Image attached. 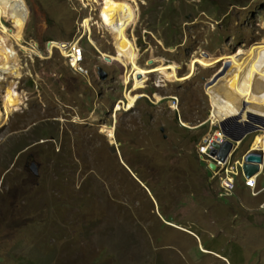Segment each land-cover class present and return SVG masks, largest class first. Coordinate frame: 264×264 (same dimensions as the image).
I'll return each instance as SVG.
<instances>
[{"label": "rangeland", "instance_id": "obj_1", "mask_svg": "<svg viewBox=\"0 0 264 264\" xmlns=\"http://www.w3.org/2000/svg\"><path fill=\"white\" fill-rule=\"evenodd\" d=\"M263 41L264 0H0V264H264V194L238 177L260 132L228 199L199 152L223 78ZM196 102L209 114L186 122Z\"/></svg>", "mask_w": 264, "mask_h": 264}, {"label": "bare ground", "instance_id": "obj_2", "mask_svg": "<svg viewBox=\"0 0 264 264\" xmlns=\"http://www.w3.org/2000/svg\"><path fill=\"white\" fill-rule=\"evenodd\" d=\"M85 25H86V31L87 29L90 30L91 27L90 21L89 22L86 21ZM87 34L88 31L85 32L84 36ZM77 44L80 46L79 42L75 43L71 48L72 53H77ZM3 54L4 53L0 52V88L3 87L8 82L7 76L11 69L10 66L11 61ZM204 56L209 57L210 55L205 54ZM106 57L110 59H115L112 56H106ZM83 59L84 58L81 57L79 63H81ZM196 64L199 63L195 62V65ZM230 66H231V62L224 63L221 69L214 75V78L212 80L210 79L207 82L206 88L209 93H212L213 95L214 87L217 86L221 78L225 76ZM230 91L233 93H231ZM220 92H222L220 94V99L228 102V107L227 105H223V103L220 101L219 120L225 118L226 115L228 116L239 115L241 116L242 119H245L247 117L248 111H252L264 116V41L259 42L258 44L249 48L247 51L240 54V56L237 58L236 62L234 63L229 73L226 74V76L223 78L222 83L220 85ZM137 98L130 99L129 107H132L134 105ZM107 131L109 132V135L111 137H114L113 130H107ZM263 147H264V131L260 132V134L256 137L253 143L254 149H263ZM232 157L233 154L230 158L231 163H232L231 161ZM243 159L240 160H242L243 162L244 161ZM223 167L227 168V165H219L216 171H219ZM241 167L243 173H240L239 175V170H236V176L239 175L238 177L240 176L245 177L243 165H240V168ZM224 173H227V170ZM216 176L218 175L216 174ZM255 177L256 175H253L254 182L256 183ZM219 181H220V185H223L224 180L221 182L219 178ZM235 190H236V184H233V188H228V196L229 197L233 196L235 194Z\"/></svg>", "mask_w": 264, "mask_h": 264}, {"label": "water", "instance_id": "obj_3", "mask_svg": "<svg viewBox=\"0 0 264 264\" xmlns=\"http://www.w3.org/2000/svg\"><path fill=\"white\" fill-rule=\"evenodd\" d=\"M53 42L49 41L50 46ZM62 46H67L68 42H62ZM106 61L112 62L113 60L104 57ZM152 62V61H151ZM99 77L101 79H106L108 72L104 70L103 67L99 66L97 69ZM215 75V74H214ZM141 75L139 74L138 77ZM214 76L211 77V80ZM208 82V81H207ZM207 85V83H206ZM233 124L235 127V132L231 131L229 126ZM220 132L223 133L227 138L223 143L215 141L212 146L207 150L212 156H216L219 160H226L230 155H232L238 147V144L244 140V138L251 133H257L264 131V116L258 113L248 111L247 117L242 119L239 115L227 116L219 120ZM210 169H216V162H207ZM264 163V152L261 149H251L244 155L243 170L246 177H251L261 172L262 165ZM32 168L37 172L35 163H32Z\"/></svg>", "mask_w": 264, "mask_h": 264}, {"label": "built area", "instance_id": "obj_4", "mask_svg": "<svg viewBox=\"0 0 264 264\" xmlns=\"http://www.w3.org/2000/svg\"><path fill=\"white\" fill-rule=\"evenodd\" d=\"M56 46L59 47L60 49H62V47H64V46H62V44H61V46H58V45H56ZM69 46H73V45H71V42H68V45L65 46L64 48L68 49V51H69ZM84 55L85 54H84V47L83 46H77V53H69V55H68L69 63L71 64V66L75 70L80 71L79 70V62H80V58L84 57ZM177 104H178V101H172L171 107L176 109ZM215 122H217L216 124L219 127V120L216 119ZM229 128L231 131L235 132V127L233 124H230ZM226 138L227 137L223 133L220 132V128H219V130H217L214 134H212V135L208 134L207 136H205L203 139V142L199 148V152H200L202 157H205V162L207 164V167L214 174V178H215V171L218 168V166L219 165H227V173L224 174L223 185H219V189H218V196L222 199L230 198L228 196V188H233V184H236V182H237L236 169H232L230 167V158L232 155H230L226 160H219L216 158V156H212L209 153H207V150L212 146L213 142L218 141L220 143H223ZM208 161L216 162L217 166H216L215 170L210 169V167L207 163ZM243 164H244V161L242 162L241 165H243ZM258 174H256L255 178L258 177ZM244 178H245V185H247L250 189H252L253 195H258L260 193H264V187H259V185H254L253 176H251V177L245 176ZM262 204H264V202H262Z\"/></svg>", "mask_w": 264, "mask_h": 264}, {"label": "trees", "instance_id": "obj_5", "mask_svg": "<svg viewBox=\"0 0 264 264\" xmlns=\"http://www.w3.org/2000/svg\"><path fill=\"white\" fill-rule=\"evenodd\" d=\"M190 106H191L190 111H185V109H183L184 110L183 111L184 113L182 114L183 120H185L186 122H194L198 119H201L200 121L206 119L207 115L209 114V109L206 108L205 111H203L204 105L202 102H196L194 104H191Z\"/></svg>", "mask_w": 264, "mask_h": 264}, {"label": "crops", "instance_id": "obj_6", "mask_svg": "<svg viewBox=\"0 0 264 264\" xmlns=\"http://www.w3.org/2000/svg\"><path fill=\"white\" fill-rule=\"evenodd\" d=\"M251 145H252V143H251ZM249 150H251V147L248 149V151H249ZM248 151H247V152H248ZM261 172H262V171H261ZM237 180H238V179H237ZM255 180H256V178H255ZM257 180H258V177H257ZM241 181H242V183L244 184L245 188L248 189L249 187H247V186L245 185L243 177H241ZM254 183H255V182H254ZM256 184H257V183H256ZM260 187H264V185L262 184V186H260ZM238 191H239V193H240L239 195L237 194L239 197L245 196V195H246L245 193H247L246 191H243V192H242L241 187H238ZM251 194H252V193H251ZM260 194H261V193H260ZM263 194H264V193H263ZM240 195H242V196H240ZM252 196L257 197V196H259V194H258V195H253V194H252ZM263 202H264V201H263ZM261 204H262V203H261Z\"/></svg>", "mask_w": 264, "mask_h": 264}]
</instances>
